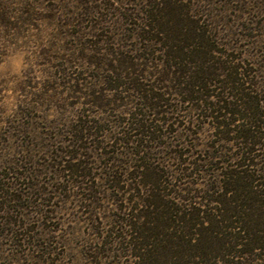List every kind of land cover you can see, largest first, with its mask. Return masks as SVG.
Returning a JSON list of instances; mask_svg holds the SVG:
<instances>
[{
    "label": "rangeland",
    "instance_id": "374dc122",
    "mask_svg": "<svg viewBox=\"0 0 264 264\" xmlns=\"http://www.w3.org/2000/svg\"><path fill=\"white\" fill-rule=\"evenodd\" d=\"M168 63L186 71L189 83L212 78L201 81L203 92L211 94L206 100L220 106L222 98L227 108L214 115L195 111L198 101L182 100L187 94L203 96L201 92L191 88L180 93L182 85L168 88L164 94L176 112L164 114L165 122L149 112L159 131L155 140L145 137L143 155L164 170L162 183L169 198L179 203V192L192 186L199 193L197 205L212 213L217 205L211 200L227 179L224 172L241 154L236 135L258 129L250 126L243 103L252 104L257 123L264 124V0H0V264H135L132 246L122 239L127 228L117 215L127 216L134 196L148 189L135 185L137 190H130L126 174L123 189L112 187L111 167L132 171L138 158L131 153L135 142L112 139L129 128L130 112H145L137 105L141 90L134 86L153 94L165 92L170 83L158 84L157 75L167 72ZM140 69L143 77L131 84ZM233 71L244 81L230 90L226 83ZM85 121L98 126L96 140L83 141L90 147L78 150L83 155L62 161L68 160L63 151L76 152L79 142L72 134ZM218 122L224 127L216 126ZM98 142L114 151L112 166H104V150L94 149ZM251 148L248 168L264 190V136ZM177 150L186 152L184 166L194 169L195 161L202 165L196 173H181ZM61 161L89 163L92 174L82 186L100 191L94 208L81 205L90 202L86 189L76 184L80 177L63 171ZM65 186L67 191L62 190ZM211 187L215 192L205 196L203 191ZM233 212L229 209L226 219ZM215 225L205 222L198 227L201 232L192 230L190 244L196 251L163 255L155 264L211 261L214 256H194L212 248L209 239L214 240L215 256L222 243L232 253H221V258L246 264L258 257L252 264H264V249L244 255L245 246L234 245L221 233L215 244L210 231Z\"/></svg>",
    "mask_w": 264,
    "mask_h": 264
},
{
    "label": "trees",
    "instance_id": "16d2710c",
    "mask_svg": "<svg viewBox=\"0 0 264 264\" xmlns=\"http://www.w3.org/2000/svg\"><path fill=\"white\" fill-rule=\"evenodd\" d=\"M173 67L174 69H172ZM166 69L167 72H164V70V73L160 72L157 75L158 84L163 85L164 82L170 83L169 85L163 87L165 92H162L161 94H153L145 88L142 89V86H134L135 89L141 90V99L137 105L141 106L145 112H142L140 108H135L132 112H130V114H132L133 121L131 122L129 128L124 131V135H120L121 137L118 138V134H115L112 139L113 143L120 144L135 142V150L131 153L138 156V158H135L133 161V163H135L132 166L134 168L132 171L120 167V165H114L115 168L111 167L112 170H110L109 175L112 181V187L118 190L123 189V175L126 174L131 179V183L128 184V188L130 190H137L138 186H144L148 189L147 193H144V195H135L134 199L129 198V200L132 199L134 204L128 207L127 216L121 217L117 215L118 222H124L127 228V230H125L126 236H123L122 239L125 240L126 238V242L132 246L131 254L136 258L135 264L161 263L160 260L163 255L170 256L172 253L177 254V251H180L182 255H184L183 252L188 254V251L190 250L196 251L195 249L198 247L194 244H190L191 237L195 234L192 230H199L201 232V229L198 227L205 222H208L209 224H216L215 229H210V231L214 234L213 238L217 240L214 242L215 244L220 241V236H216V234L221 233L224 237L225 235H228V238H232L234 240V245L245 246L246 250L244 249V255L253 254V250L257 248L264 249V228L259 226V224L264 225V190L260 188L263 183L261 182L259 184L257 182L258 176L255 171L252 172L248 168L252 165L249 163V155L253 151L251 145L254 146L261 144L264 132L258 130L259 128L264 129V124L261 126L257 123L258 117L252 113V110H250V106L252 104L247 106V103H243V105L246 106V109L244 110L248 112L245 117H248L250 120V126H253L254 128L257 127L258 129L252 131L249 129L243 130L241 133L236 135V139L242 146L241 148L243 150L241 149V154L234 158L235 163L231 164V167H235H230L228 171L224 172V176H226L227 179L222 180V190L221 193L218 194L219 196L211 200L216 203L215 205H217L212 208V213H208V210L201 209L200 206L197 205L198 202H196V198L199 196V193L192 186L185 187L183 188L184 191L179 192L178 198L181 200L179 203L169 198L170 194L165 192L167 189L166 184L162 183L165 176L163 172L164 170L160 168L159 165L153 164L154 162H150V159L147 161V157L150 158V156L143 155L145 154L144 150L147 147V144L143 143V141H147V139L151 141L155 140L156 138L154 134L159 131L158 125L154 124V122L149 119V116L151 115L149 112H152V115L154 114V116H158V118L156 117L157 120L164 122L168 120V118L166 119V117L163 116L164 114H174L176 112L173 109V105L169 103L170 99L165 96V94L169 93L166 92L168 88H172V86L175 87V85H182L183 90H181L180 93L190 92L191 88L193 89V92H201L204 97L197 96L196 98H192L190 94H187L189 96L182 100L189 102L195 99L198 101L194 106L195 111L199 109L205 110L204 112L209 111L210 115H214L215 112L226 110L227 108V105L224 104L225 100L222 98H219L218 100L219 102H222L220 106L219 103L211 104L207 102L206 97L211 96V94L209 95L208 93L203 92L204 87L201 86V81L205 80L212 82V78L203 76L199 78L197 84L189 83L188 80L190 75L187 77L186 75L188 73L179 69L176 64L168 63ZM142 70L143 69H140V73L134 72L135 79L134 77L132 78L130 81L131 84L135 85V80L141 78L143 74L141 72ZM235 71L238 72V70ZM236 72L233 71L228 74L229 80L226 84L230 90L232 88H240V86H238L240 80L244 81L243 77L238 78L234 76ZM127 74H130V72ZM116 75L120 76V73ZM226 93L230 95V97H234L235 95L230 91ZM92 97V102L97 103V101H95L96 97ZM244 97L250 99V97L246 95ZM216 106H218L219 110L216 109ZM215 117L218 118L219 116ZM223 123L224 122H218L216 126L224 127ZM77 131L78 132L72 134L75 140L79 142L77 150H75V153L73 152L74 150L63 151L65 157H68V160L62 161L69 162L71 159H75L76 155H83L84 153L79 152L78 150L80 149L83 151V149L90 148L89 146H84L82 144L83 141H88L89 143L94 142L96 140V136H98L99 129L98 126L94 125L91 121H85V124L79 125ZM137 131H139V133ZM135 132L136 134H134ZM118 133L120 132L118 131ZM138 135H140L139 138L132 139L133 136ZM145 137L147 139H145ZM100 143L102 142H98V144L94 145L95 150L105 149V146ZM176 152V160H178V164L180 165V170L183 175H193L197 170H199V167L202 166L201 164H196V161L192 163L196 166L194 169L184 166L187 164V160L185 158L182 159V157L186 154V152H182L181 150H177ZM112 153H114V151L108 152L104 150L102 159L105 167H109V163H111L110 166H112V163L114 162V157L110 156L113 155ZM85 154L86 157L89 156L87 155V152ZM62 161L59 163L63 164V171L73 176L80 177V179L76 181V184L81 186L82 190L85 191L86 189V192L83 193L87 195L85 199H89L90 202H86L84 204L81 203V205H83L84 208H91L92 206L94 208L97 200L99 199L96 193H99L100 191L98 190L97 192L95 188H93L94 186H82L84 180L88 179L87 177L92 174L89 163L81 161L76 164H67ZM135 185L138 186L136 187ZM62 190L67 191L66 186ZM212 190L213 188L211 187L209 190H204L203 192L206 196V192H215V190ZM229 209H234V212L228 216L229 219H226V213H228ZM228 220H231L230 224H224L227 223ZM232 229H237V232H231ZM196 234L198 235L199 233ZM221 240H225V238H221ZM213 241V239H209V241L207 240V242H210L209 245L212 246L210 250L209 247H207V250L203 252L202 255L196 254L194 256L204 258L209 255L210 258L214 257L211 261L210 259L205 258V261L202 259L197 263L214 264L211 262L212 260H216L222 261L223 264H238V262L234 260L221 258V253H225L227 256H230V253L232 252L230 249L223 248L224 244L222 245L220 242L221 246L219 244V252H215L218 256H215L213 251ZM236 257H239V255L236 254ZM256 259L249 260L245 263L252 264V262ZM177 264H179V262Z\"/></svg>",
    "mask_w": 264,
    "mask_h": 264
}]
</instances>
